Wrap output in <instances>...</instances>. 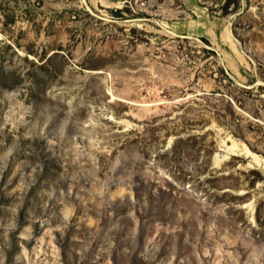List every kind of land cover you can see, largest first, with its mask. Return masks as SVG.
<instances>
[{
	"label": "rangeland",
	"instance_id": "obj_1",
	"mask_svg": "<svg viewBox=\"0 0 264 264\" xmlns=\"http://www.w3.org/2000/svg\"><path fill=\"white\" fill-rule=\"evenodd\" d=\"M236 2L0 0V264H264V0Z\"/></svg>",
	"mask_w": 264,
	"mask_h": 264
},
{
	"label": "trees",
	"instance_id": "obj_2",
	"mask_svg": "<svg viewBox=\"0 0 264 264\" xmlns=\"http://www.w3.org/2000/svg\"><path fill=\"white\" fill-rule=\"evenodd\" d=\"M238 6H239V2H238V0H237V2L235 3V5L233 6L232 11L237 10V9H238ZM230 7H231V2H228V3L225 5L224 8H225V10H228ZM204 41L208 42L207 40H204Z\"/></svg>",
	"mask_w": 264,
	"mask_h": 264
},
{
	"label": "bare ground",
	"instance_id": "obj_3",
	"mask_svg": "<svg viewBox=\"0 0 264 264\" xmlns=\"http://www.w3.org/2000/svg\"><path fill=\"white\" fill-rule=\"evenodd\" d=\"M228 151H229L232 155H235V153H234V152H235L234 147H231V148L229 147ZM248 154L251 155L250 152H249ZM217 157H218V156L216 155L215 160H217Z\"/></svg>",
	"mask_w": 264,
	"mask_h": 264
}]
</instances>
